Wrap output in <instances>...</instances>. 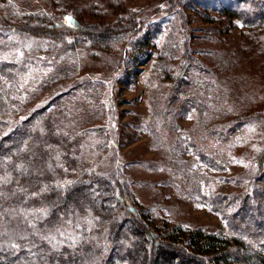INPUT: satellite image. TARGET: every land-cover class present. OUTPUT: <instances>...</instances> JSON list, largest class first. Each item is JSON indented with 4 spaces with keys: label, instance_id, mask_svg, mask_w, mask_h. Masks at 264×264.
<instances>
[{
    "label": "trees",
    "instance_id": "obj_1",
    "mask_svg": "<svg viewBox=\"0 0 264 264\" xmlns=\"http://www.w3.org/2000/svg\"><path fill=\"white\" fill-rule=\"evenodd\" d=\"M39 1L43 6L34 11L21 8L18 0H0V264H264V105L252 107V102L215 126L224 141L232 134L240 138L247 127H258L261 149L245 171L236 173V184L247 192L234 190L230 199L239 204L230 202V217L248 214L261 230L255 236L222 235L202 227L148 223L137 217L138 210L130 211L129 199L138 203L116 165L99 166V152L108 142L103 126L83 122L84 115L76 111L94 108L92 95H85L92 81L83 77L45 99H32L39 93L33 83L50 66L39 54H59L66 38L88 41L107 53L124 47L116 70L123 78L129 77L133 65L151 58V36L139 37L135 13L115 23H90L69 17L65 9L53 11L54 0ZM172 1L176 0H166L181 18L202 6V22L225 33L240 26L264 28V0ZM133 30L139 33L127 34ZM187 30L179 35L175 49L182 51L181 58L191 53ZM130 48L131 56L126 54ZM260 73L254 88L264 91V70ZM99 82L95 80L97 86ZM208 99L198 96L197 103ZM212 102L216 113L223 112L219 100ZM186 104L165 110V103L156 105L153 127L161 136L158 125L163 119L175 123L176 115L193 108L196 100ZM177 146L182 147L179 142ZM137 221L156 242L140 234Z\"/></svg>",
    "mask_w": 264,
    "mask_h": 264
},
{
    "label": "rangeland",
    "instance_id": "obj_2",
    "mask_svg": "<svg viewBox=\"0 0 264 264\" xmlns=\"http://www.w3.org/2000/svg\"><path fill=\"white\" fill-rule=\"evenodd\" d=\"M54 2L53 11L65 9L63 12L71 13L69 17L76 15L75 18L90 23H115L135 13L140 33L133 30L127 34L139 33L141 38L150 35L152 56L144 65H133L129 77L120 78L116 70L123 61L124 47L107 53L88 41L66 38L59 54H39L46 56L50 66L33 83L39 93L32 100H39L40 95L45 99L80 78L90 79L94 86L89 85L85 95H92L94 108L76 111L80 112L78 116L84 115L83 122L103 126L108 142L99 152V166L109 168L115 164L122 173L138 203L129 199L130 211L138 210L137 217L143 216L152 224L165 222L190 230L202 227L222 235L255 236L262 225L248 214L230 217L231 204H239L230 198L234 190L247 192L236 184V173L245 171L251 157L261 149L258 127H247L240 138L232 134L224 141L223 132L215 126L247 110L252 102V107L264 105V91L254 88L253 83L260 70H264V28L240 26L225 33L214 24L202 22V6L187 10L181 18L166 0ZM18 4L34 11L43 6L39 0H18ZM184 28L188 29L187 45L191 47L192 60L187 56L181 58L182 51L175 50ZM184 44L182 41L179 45ZM126 54L131 56V48ZM181 80L182 87L177 90ZM205 95L209 99L202 106L197 103L198 96L202 100ZM172 96H176L173 102ZM188 99L196 100V104L177 114L171 125L163 119L158 125L161 136L159 129L153 127L157 125L153 121L157 104L165 103L164 110L177 109ZM212 100H219L223 112L216 113ZM199 127L203 131L199 132ZM138 222L140 234L152 237ZM150 230L159 235L153 228ZM154 238L152 241L156 242ZM156 246L153 243V249Z\"/></svg>",
    "mask_w": 264,
    "mask_h": 264
}]
</instances>
